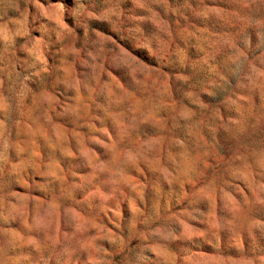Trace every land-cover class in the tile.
Masks as SVG:
<instances>
[{
  "label": "rangeland",
  "instance_id": "1",
  "mask_svg": "<svg viewBox=\"0 0 264 264\" xmlns=\"http://www.w3.org/2000/svg\"><path fill=\"white\" fill-rule=\"evenodd\" d=\"M0 264H264V0H0Z\"/></svg>",
  "mask_w": 264,
  "mask_h": 264
}]
</instances>
